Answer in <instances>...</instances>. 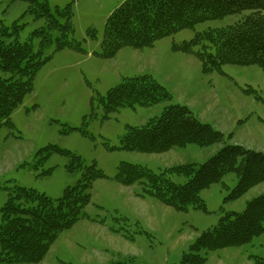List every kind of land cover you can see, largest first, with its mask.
<instances>
[{"label": "rangeland", "instance_id": "obj_1", "mask_svg": "<svg viewBox=\"0 0 264 264\" xmlns=\"http://www.w3.org/2000/svg\"><path fill=\"white\" fill-rule=\"evenodd\" d=\"M125 0H0V37L30 43L39 62L34 89L0 124L1 208L17 186L53 199L81 187L89 194L75 224L63 230L39 263L12 264H188L192 254L204 264H264V233L242 246L217 250L192 247L227 211L241 212L264 193V183L237 199L235 172L203 189L206 209L177 210L144 189L116 179L123 162L161 170L203 163L224 143H190L164 153L123 147L128 126H141L171 104H182L225 141L264 152V67L226 64L205 71L194 54L174 48L196 32L233 24L238 15L198 23L158 40L154 46L121 48L107 56L102 46L111 12ZM148 74L172 95L150 106L106 107L111 88L123 78ZM0 75L2 72L0 71ZM97 170L104 176H96ZM185 183L188 177L175 175ZM261 261V262H260Z\"/></svg>", "mask_w": 264, "mask_h": 264}, {"label": "trees", "instance_id": "obj_2", "mask_svg": "<svg viewBox=\"0 0 264 264\" xmlns=\"http://www.w3.org/2000/svg\"><path fill=\"white\" fill-rule=\"evenodd\" d=\"M52 16L50 6L41 0H28ZM238 15L233 24L209 27L196 32L190 41L174 48L194 54L205 71L222 70L226 64L264 67V0H125L109 15L102 46L107 56L121 48H144L198 23ZM30 43L6 42L0 37V124L10 120L13 111L34 89L33 76L39 62ZM171 93L153 76L125 77L110 89L106 107L114 112L124 106H150L170 101ZM123 147L146 153H164L190 143L224 146L203 163H187L155 172L140 164L123 162L116 179L126 185L141 182L144 189L177 210L190 206L206 209L203 189L223 180L229 172L238 177L230 193L237 199L264 183V152L225 141V135L202 122L188 106L171 103L159 116L141 126H128ZM185 175V183L173 179ZM96 176H104L97 170ZM89 201L81 187L69 188L59 199L33 188L17 186L1 208L0 264L39 263L59 234L80 218ZM264 233V193L249 200L241 211H227L219 223L197 238L193 249L217 250L242 246ZM188 264H204L205 257L191 255ZM261 262V261H260ZM264 262V261H263Z\"/></svg>", "mask_w": 264, "mask_h": 264}]
</instances>
